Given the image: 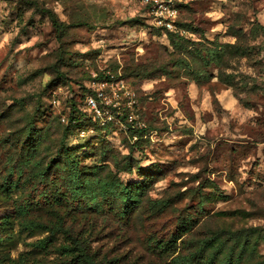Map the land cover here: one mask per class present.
<instances>
[{
  "label": "rangeland",
  "instance_id": "1",
  "mask_svg": "<svg viewBox=\"0 0 264 264\" xmlns=\"http://www.w3.org/2000/svg\"><path fill=\"white\" fill-rule=\"evenodd\" d=\"M46 11L66 25H87L58 32ZM177 20L179 31L167 37L140 0H0V181L16 162L27 173L43 169L71 109L91 116L81 96L91 72L109 71L134 93L124 110L143 135L134 139L112 122L105 133L93 126L69 133L67 144L86 149L76 154L80 165L123 184L142 182L123 233L130 264L171 263L146 239L166 236L185 211L199 213L192 239L216 234L235 252L246 243L239 264H264V0H191ZM22 182L12 193L0 188V206L23 192ZM94 218L82 215L93 233L84 235L97 236L94 249L106 248L110 226ZM46 234L13 220L0 264L57 263L59 253L30 246Z\"/></svg>",
  "mask_w": 264,
  "mask_h": 264
},
{
  "label": "trees",
  "instance_id": "2",
  "mask_svg": "<svg viewBox=\"0 0 264 264\" xmlns=\"http://www.w3.org/2000/svg\"><path fill=\"white\" fill-rule=\"evenodd\" d=\"M46 12L58 32L72 26L87 25L85 22L66 25L58 22L51 12ZM175 23L179 25L178 20ZM261 29L264 31V26H261ZM156 30L163 34L161 30ZM172 34L173 32H166L164 35L169 37ZM220 52L214 51L213 57L216 60L221 58ZM97 73L103 75V71ZM74 82L80 84L77 80ZM74 105L71 104L72 107ZM120 120L123 121L124 116L120 117ZM63 126L58 151L43 169L30 170L27 173L24 165L16 162L8 166L3 175L0 181L1 189L12 193L22 180L24 189L19 196L10 198L6 204L0 206V244L6 238L12 221L17 219L23 229L41 228L47 232L45 237L32 242L30 246L33 250H43L45 253H59L62 258L55 264L134 263L124 252L130 239L123 233L132 219V214L141 204L142 182L123 184L114 177L102 176L100 167L80 165L82 154H76L78 151L85 154L86 149L79 145L67 144L69 133L78 132L88 126L105 133L110 124L99 126L91 117L72 108L67 115V124ZM144 130L142 127H127L130 137L137 134L142 136ZM32 134L27 132L26 138H31ZM88 143L89 141H86L85 144ZM133 145L134 143L130 146L134 147ZM126 170H132L130 164L126 165ZM83 214H93L96 217L93 222L96 223L99 217L101 223L110 226L103 235V244L112 240L111 245L106 248L101 245L95 249L92 247V242L98 239L97 236L91 239L92 230L85 228L87 220L82 222ZM198 214L197 211H185L175 217L172 228L166 231V236L154 237L149 234L146 239L147 249L159 255L158 258L171 255L169 264H239L246 243H241L235 252L233 247L226 249V241L216 234L203 235L196 240L190 237L198 225ZM86 232L90 235L85 236ZM56 234L61 235L58 244L54 243L58 240Z\"/></svg>",
  "mask_w": 264,
  "mask_h": 264
},
{
  "label": "built area",
  "instance_id": "3",
  "mask_svg": "<svg viewBox=\"0 0 264 264\" xmlns=\"http://www.w3.org/2000/svg\"><path fill=\"white\" fill-rule=\"evenodd\" d=\"M189 1L191 0H140V3L150 25L154 29L161 30L164 35L166 32L178 30L175 22L179 17L180 9ZM85 88L84 107L99 126L115 122L122 128L128 125L132 128H141V124L135 121V116L124 110L134 104V93L120 76L117 77L109 71H103L101 76L97 72H91L89 84ZM80 89L82 90V86ZM123 100L125 103L121 104ZM122 116H124L123 121L120 120ZM61 121L64 122V119ZM80 134L81 136L84 134L83 130ZM133 138L136 139V136Z\"/></svg>",
  "mask_w": 264,
  "mask_h": 264
}]
</instances>
